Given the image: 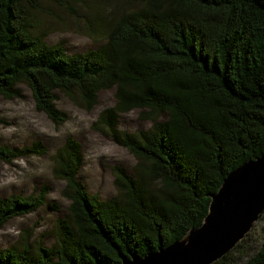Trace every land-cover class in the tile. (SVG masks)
Returning a JSON list of instances; mask_svg holds the SVG:
<instances>
[{"label": "trees", "instance_id": "1", "mask_svg": "<svg viewBox=\"0 0 264 264\" xmlns=\"http://www.w3.org/2000/svg\"><path fill=\"white\" fill-rule=\"evenodd\" d=\"M56 10L80 18L98 45L70 53L47 42L50 18L63 26ZM20 85L55 125L67 118L57 94L90 110L114 89L97 123L135 162L131 173L113 169L115 194L101 200L78 180L79 143L67 136L52 156L68 201L52 244L0 248V264L145 256L199 226L227 173L264 152V0H0V97H19ZM132 109L149 127L119 131L118 115ZM45 152L40 141L0 144V161ZM47 192L42 184L1 197L0 228L40 208ZM244 241L211 264H233ZM244 264H264V242Z\"/></svg>", "mask_w": 264, "mask_h": 264}, {"label": "rangeland", "instance_id": "2", "mask_svg": "<svg viewBox=\"0 0 264 264\" xmlns=\"http://www.w3.org/2000/svg\"><path fill=\"white\" fill-rule=\"evenodd\" d=\"M98 1H108L109 4L117 2ZM55 12L58 18L60 16L63 26H56L55 20L50 18L53 29L47 35V42L50 44L63 42L70 53L98 45V42L85 33L80 18H72L64 11ZM20 89L21 94L17 98L0 97V144L22 147L40 141L46 152L17 157L9 163L0 161V198L16 193L35 194L42 184L48 187V192L46 201L40 208L27 215L10 219L0 228V248L24 242L34 244L42 241L46 245L52 244L54 223L58 217L65 215L68 205V201L62 195L63 181L51 174L52 156L67 136H71L79 143L82 162L78 180L88 194L97 195L101 200L115 194L113 169L121 167L131 173L135 162L133 156L97 123L98 114L115 103L114 89L101 91L97 104L90 110L57 94L56 105L67 115L66 121L60 125H55L43 113L35 110L27 88L20 85ZM149 125L150 122L142 118L138 109L118 115L119 131L132 133L147 129ZM248 234V237L245 236L243 239L246 249L242 255L235 256L233 264H244L264 242V212L254 222Z\"/></svg>", "mask_w": 264, "mask_h": 264}, {"label": "water", "instance_id": "3", "mask_svg": "<svg viewBox=\"0 0 264 264\" xmlns=\"http://www.w3.org/2000/svg\"><path fill=\"white\" fill-rule=\"evenodd\" d=\"M209 197L199 226L145 256L121 258L119 264H211L225 255L244 239L264 210V152L229 171Z\"/></svg>", "mask_w": 264, "mask_h": 264}]
</instances>
